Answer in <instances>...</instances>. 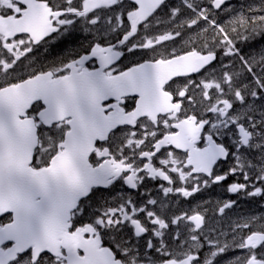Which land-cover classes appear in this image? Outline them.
<instances>
[{"label": "snow or ice", "instance_id": "snow-or-ice-1", "mask_svg": "<svg viewBox=\"0 0 264 264\" xmlns=\"http://www.w3.org/2000/svg\"><path fill=\"white\" fill-rule=\"evenodd\" d=\"M148 180L264 198V0H0V264H264V215L225 233L235 200L170 216Z\"/></svg>", "mask_w": 264, "mask_h": 264}, {"label": "flooded vegetation", "instance_id": "flooded-vegetation-1", "mask_svg": "<svg viewBox=\"0 0 264 264\" xmlns=\"http://www.w3.org/2000/svg\"><path fill=\"white\" fill-rule=\"evenodd\" d=\"M245 3V1L243 0H240L238 1L237 3H234L235 5L239 6L240 4H243ZM177 43L178 45L182 44L183 42L180 41L179 39H177ZM80 44H84L85 46H87L88 43H85L84 41H81L79 42V45ZM179 48V47H178ZM65 56H67V53H66V43H60L58 41H54L52 42L50 45H46L45 48L41 49L40 52L38 53V63H37V67H44V66H47L49 64H52V63H55L57 62L58 60L64 58ZM126 56L124 57V60H125ZM141 60L139 59H136L134 60L133 62H131L130 64L133 65L134 63L136 62H142L144 60H147L148 58H140ZM225 63H227V61H225ZM91 66L92 67H96V62H93L91 63ZM237 66L238 63H237ZM193 78L194 79H197L198 77H196L195 75H193ZM171 150V149H169ZM178 153L182 154L181 151H178L176 150ZM233 163V161L229 160L228 162L224 163L222 165V168L221 170H224L226 169L227 167H229L231 164ZM240 180H242V177H240ZM229 182V181H228ZM239 182V181H238ZM147 185H148V191L150 192L151 194V198H158V199H167V200H172V203L175 204L174 207H169L170 208V211L168 213V215H179L181 214V212L183 211H188L189 209L181 206L180 204L183 202V199H196L198 197H206L210 194H213V195H220V196H224V195H227L228 192H225V191H222V192H216L214 190L218 189L219 187H224L226 185L225 184H221V185H212L211 187L207 188V189H203L200 193H196L193 197H182L180 196L179 194H170L169 197H164L163 196V193L160 192L159 190V185L162 183L164 184L165 186H168L167 185V182H164L162 180H148L147 182ZM258 184V182H257ZM259 186V185H258ZM141 192L144 193L145 192V189L144 188H141ZM144 198H149V197H144ZM257 198V197H256ZM261 200H264V198L260 197ZM182 199V201L180 200ZM176 230V226H173V232H175ZM181 231H183V226H181ZM159 238H155L154 239V242H156V240H158ZM220 239L223 241L225 239H223V237H220ZM168 241L166 240V243ZM173 248H175V244H173ZM171 250V249H170ZM148 255L151 256L152 258H156L158 257L159 255H161L160 253H153L151 250H148ZM233 256H238V255H233ZM228 259V254L225 256V259L224 261H222V264H225L226 260Z\"/></svg>", "mask_w": 264, "mask_h": 264}, {"label": "rangeland", "instance_id": "rangeland-1", "mask_svg": "<svg viewBox=\"0 0 264 264\" xmlns=\"http://www.w3.org/2000/svg\"><path fill=\"white\" fill-rule=\"evenodd\" d=\"M131 56L134 59V58H137L139 55H137V54H135V55L131 54ZM225 212H226V210H225Z\"/></svg>", "mask_w": 264, "mask_h": 264}]
</instances>
